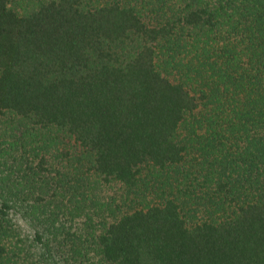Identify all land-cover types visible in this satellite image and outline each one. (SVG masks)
<instances>
[{"label": "trees", "instance_id": "16d2710c", "mask_svg": "<svg viewBox=\"0 0 264 264\" xmlns=\"http://www.w3.org/2000/svg\"><path fill=\"white\" fill-rule=\"evenodd\" d=\"M0 264H264V0H0Z\"/></svg>", "mask_w": 264, "mask_h": 264}]
</instances>
